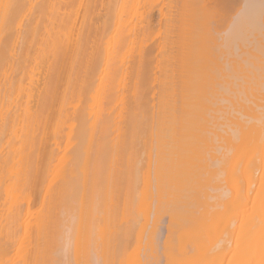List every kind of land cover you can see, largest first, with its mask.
Returning <instances> with one entry per match:
<instances>
[{"label":"bare ground","instance_id":"obj_1","mask_svg":"<svg viewBox=\"0 0 264 264\" xmlns=\"http://www.w3.org/2000/svg\"><path fill=\"white\" fill-rule=\"evenodd\" d=\"M83 1L81 2L83 3ZM134 1L133 4H135ZM141 1L138 0L139 4H142ZM197 1L201 2L199 9L201 7L204 10L203 16L208 14V18L206 17L208 20L218 19L215 18L216 15L213 11L215 12V8L220 3H218L219 0H217V5L215 2V7H212L213 5L209 7L205 0ZM79 3L80 0L77 6L68 0H0V68L4 67L3 73H0V93L2 94L0 95V264H65L66 260H71L72 257L76 264H104L107 260L110 261L109 264H117L118 255L121 254V252L120 254L117 253L118 247H123L119 243L122 223L126 225L123 224L128 231L132 229V238L133 230L134 232L137 231L138 235L136 234V236L140 237L142 234L140 230L144 232L147 229L145 224L147 225V222H149L151 226L149 225L150 227L146 232L148 234L150 231L149 236L145 234V237L147 236L149 240L150 238L152 240V236L156 234L153 232L160 226L158 221L160 215L166 213L161 211L162 208H167L170 212L169 224L166 225V230L168 229L167 237L164 241L165 245H162L164 254L161 252V255L165 257V264L166 262L167 264H176L177 262L179 264L183 259L182 262H185V264L186 262L187 264H190L189 262L193 264L194 261L195 264L196 262L198 264H210L211 261H214L212 262L214 264L217 259L212 260V258L222 259L226 256V253H229L226 258L228 264H264V45L263 50L261 49L263 55L258 53V49L264 43H259V47L257 45L258 49H255V53H253L252 48L257 42L252 41L253 38L251 39V36H255L254 40L257 37L264 39V33L262 32L264 30V0H239L235 2L236 7L238 6L237 3L239 5L241 3L240 7L236 8V12L234 11L235 14L232 17V14L230 15L228 22L219 23L217 26L215 20L207 21L205 17L200 19L196 16L198 20L195 18V25H193L195 21L192 20V30L194 29V32L189 27V33H194V40H188V37L193 38L192 35L185 38L186 36L184 37L182 34L184 41L187 39L188 42L183 43V41L177 39L181 36L175 39L178 42L167 38L166 40L169 41L164 42L161 48L162 51L165 50L163 48H166V46L169 50L170 48L173 49L174 43L178 44L175 45L176 47L179 46L177 48L179 51L183 48L180 58H177L179 52L176 49L178 55L175 58L178 61L174 71H177V73H174V71L172 73V69L171 73H167L168 66L166 64V67L164 62L161 61L160 63L166 67V70L161 65L162 68L160 69L164 70V75L160 76L163 81L160 78V84L157 88L158 98L156 104H153L154 108H150L148 111L140 109V103H143L141 101L142 96L139 97L141 93L137 89L138 86H136L131 89L135 92L133 94L132 91L131 96L132 94L135 95L136 100L132 98L133 96L131 98L136 101V111L128 114H125L126 106L124 105L128 102V97H126L128 94H125V89L128 87L129 81H127V78L129 73L125 66L124 70L122 68L123 71L120 70V66V68L118 67L119 63L122 65L121 55H119L118 64L115 65L117 66L116 69L113 66L114 70L110 66L112 67L113 61H117L118 57L116 58V56L118 54L111 55L112 61L110 60L108 63V66L110 64L108 72L112 70L113 73L108 74L107 72L106 76L102 73L98 75L97 72L101 70L98 68L94 75L91 74L93 71L90 72L93 68L99 67L98 65H101L100 68L103 67L104 57H102L103 59L100 58L101 54L104 55L101 51L103 43L99 35L100 32H97L103 25L100 24V27L95 30L97 34L94 32V36L95 34L99 35L100 41L98 42L99 39L95 36L94 38L98 40L94 41L91 47L88 48V40L91 38L87 39V37L92 34H89V36H87V33L83 35L82 28L83 24H85V28L87 27V23H85L87 21L86 16L90 12L91 7L89 6L91 4L89 1L85 6V13L81 15L83 18L80 20L81 27L79 28L78 20L80 16L77 15ZM137 4H135V7H137L136 14H138L141 7L140 5L138 8L139 5ZM94 6L92 5V7ZM181 6L183 7V5ZM213 8L214 10H212ZM199 11L201 13V10ZM210 11L214 17L210 15ZM93 13L89 14L93 15ZM167 15L168 13L166 17ZM199 16L202 17V14ZM92 17L94 18V16H91V20ZM99 17L97 14L94 20H98ZM180 17L182 18V16ZM116 19L118 21L119 17L115 18V21ZM183 19L182 21L186 22ZM88 20L87 22H91L90 19ZM121 20H123V17ZM188 20L189 26L191 21ZM202 20L207 21L204 23L205 26L202 25ZM124 21L127 23V20ZM164 21L167 22V18ZM198 21L201 22L199 23L202 27L200 32L199 29L196 30V27L200 28ZM221 21L223 20L218 22ZM210 22H213V27L212 24H209ZM76 24L79 28L78 31L75 30L77 29ZM185 24L184 26H186ZM90 25L87 28L90 29ZM118 29H120V26H118ZM182 30L181 33L185 31L184 34L187 33L188 35L187 30ZM167 32L170 33L169 30ZM197 32L198 35L196 36ZM28 34L29 36L31 34L32 37L29 39L28 36L27 40L29 39V42H25L26 46H24ZM129 34L127 32V36L126 34L123 36L124 41L127 40L131 44L133 37L129 39ZM204 34L205 38L203 37ZM123 36H119L121 37V39L119 38L120 41H122ZM116 38H114V41L118 42V37ZM141 39L143 37H140ZM164 39L162 40L164 41ZM37 40L40 46H43L40 50H43L45 46L47 55L45 51H43V54L40 51L37 55L38 53L35 52L38 50L34 51L33 49L36 54L34 64L27 65H30L32 72L30 77L32 76L36 83L37 79L35 80L33 75L37 74L36 72L42 67L45 70L41 69V71H46L45 73H48L47 77L49 75L48 78H52L50 73L54 71V67L55 76L57 73H64V75L60 74L63 77L56 76L62 89L59 85L56 88L59 86L58 90H63L58 91L60 94L55 97L56 104L59 103L57 104L58 109L53 108L54 96L57 93L54 92L53 84L50 85L51 82L49 87L45 86L47 87L45 93L41 89L43 94L38 91L39 89L37 90V83L32 87L33 82L29 83L30 85L26 82L27 87H25L26 84L24 87L20 85L23 88L15 87V90L16 82L15 85L13 82L16 81L17 75L15 73L13 75L12 71L9 72L16 67L15 64L19 60V56L24 57L22 56L24 52H26V58L30 48H34L33 43H37L35 42ZM120 41L119 44H116L120 45ZM134 41L136 42L135 39ZM261 41L264 40L261 39ZM21 42H23L22 46ZM106 43L109 42L106 41ZM113 43L111 42L109 47L113 46ZM137 43L136 45L139 44ZM252 43L254 45H251L252 53L250 54H253V56L260 55L263 58L261 59L260 56L259 59L254 57V60L259 63L254 64L255 61H252L253 65L248 62L249 58H251V61L253 57H250V54L247 57L246 53L244 54L245 58H243V52L245 51H242L241 48V46H245L243 50H246L244 48L250 47L247 45ZM27 44H33V47L27 46ZM51 44L54 48H58H52L55 51L52 50L54 53L51 55L57 57L56 61L61 60L59 64L55 63V60H53L55 64L52 61L45 60V55L46 59H49L48 53L51 48L48 46H51ZM141 44L143 45L142 41ZM115 47H112V50L113 48L116 50L117 47ZM126 48L128 49V47ZM126 48L122 47L120 52L122 50L127 53ZM17 50H21L20 53L22 54H18ZM115 50H113L114 54L118 52V50ZM108 52L105 54H108ZM164 54H167V52L164 51ZM176 54L174 53L175 56ZM122 55L124 54L122 53ZM167 58L169 57L166 56ZM167 61L169 60L167 59ZM46 62L50 64L47 65ZM51 63L54 64V67ZM173 63L171 62L172 68L175 67ZM248 65L249 68L253 66L256 70L251 69L253 75L252 73L249 74L251 72L249 69L247 70L250 72H245ZM51 67H53L52 71ZM160 73L161 71H159V75ZM55 76L53 77L55 78ZM163 77L167 79L166 82ZM169 78L170 81H168ZM55 80L51 81L54 83ZM12 83L13 87L11 86ZM8 84H10V87L9 89L7 87L8 90H6ZM46 85L48 84L46 83ZM105 89L107 90L106 96L104 95ZM136 91L139 92L138 95ZM87 92L88 96L91 94L92 98V103L89 102L92 105L90 111L88 108V110L85 109L88 107L87 105L80 107V103L88 97L85 94ZM44 94L47 101L44 105L46 110L47 107L50 110V112L48 110L47 112L49 116L52 114L51 117L47 115L46 110L44 111V105L42 106L44 114L39 109L44 101ZM151 96L153 97V95ZM39 97L42 101L40 104L37 102L40 101ZM118 99L119 101H116ZM35 100L39 104L36 105V110L32 106V102ZM112 100L117 103L120 102L122 105L117 106V103H112ZM105 101L107 103L111 102L110 109L112 107L115 110L104 109ZM113 104L115 105L112 106ZM115 111H118V113L116 114ZM45 113L49 120L47 124L46 118L45 121L43 118ZM83 114L86 117L88 116V121L85 119L87 121L85 123L82 121L84 116L80 119ZM130 114L132 116L129 117L127 126L124 122L126 115L130 116ZM59 118H63L59 124L62 125L68 122L72 136L73 134L78 136L76 154L72 150L74 137L65 138L63 134L57 133L58 131L56 135L52 132L50 137V129L53 130L52 126L55 120ZM55 123L58 125L57 120ZM56 124H54V128ZM9 126L11 128L8 129ZM46 126L48 128H45ZM63 126L59 125V128ZM42 128H44V132ZM7 129L11 130V133H9L11 140L8 139L9 137L6 138ZM46 130H49L48 133ZM143 134H147L152 138L151 140L147 138V142L146 135H144L145 141L151 147L150 150L147 143L144 147L145 151L143 152L147 151L146 156L150 152L146 160L148 161L146 166L144 165L142 170L140 165L143 156L139 158L137 151L132 152L131 158L127 157L129 159L126 160L130 164L122 165L120 160L123 158L121 153L124 150L121 147L126 143L127 138L131 137V141L129 142V139L127 143L129 142L132 148L136 141L140 142ZM112 136H114L113 140ZM153 137H156V139L153 140ZM4 138L10 141L8 143H6L7 140L4 142ZM153 144H156V148ZM103 145L105 148L110 146L112 151H106L105 155L102 153L103 156L100 158L102 148L106 150ZM146 147H149V152ZM152 147L155 148L154 153ZM137 149L139 148L137 147ZM140 149L143 150V147L141 146ZM64 150L65 153H62ZM124 159L125 157L123 161H126ZM142 161L145 162L144 159ZM124 176L127 182L126 188L125 185L120 186ZM118 185L121 188L119 191L123 187L125 188L123 191H126V193L122 191V194L120 192L122 195L120 196L123 198L121 200H119V196V198H116ZM44 193L48 196V202L43 205L40 199ZM99 194L100 198H98ZM125 195L126 200L124 199ZM44 198L46 200V197ZM107 200L109 206L103 207ZM120 201L121 204L122 202L124 204H117ZM99 202L103 203L102 206L100 205L103 207L102 210H100L101 207H98ZM132 211L135 215L133 217ZM150 213L152 214L151 220ZM30 214L34 215L33 218L29 217ZM143 216L144 219L142 220ZM32 224L35 236L33 237V243L29 239L27 240L28 235L26 239L23 238L18 247L17 238H19L20 229H28V226ZM221 225H226L223 232H221L223 235L219 233L222 237L218 236L220 239L218 241L216 237L214 239L216 242H213L211 236L214 232L217 233L218 226ZM124 229L122 228V230ZM29 231L32 232L31 229ZM175 233L178 236L176 242ZM139 237L135 238L138 239ZM143 242L139 244L142 245ZM146 242L142 245L145 249L146 246H149L148 249H151V247L153 249V246L157 244L152 246L150 241L149 243ZM118 243L120 246H118ZM139 244L137 246L139 249H134L135 251L138 250L137 253L142 250ZM128 251H125L127 256L123 254V257H126L124 260L123 257L121 259V256L119 257L121 264H123L122 260H127L125 264L127 262L130 264ZM69 252L72 253V256H69ZM151 252L152 255H157L155 254L156 251L155 253H153V250ZM148 253L150 252L148 251ZM171 253L174 258H179V260H171ZM132 254H135L134 251L130 255ZM139 256L135 258H139L141 262L142 259ZM147 256H145V259ZM155 256L154 260L156 262L159 258L156 259ZM188 259L190 261H187ZM151 261L153 262V260ZM158 263L156 262V264ZM217 263L219 262L217 261Z\"/></svg>","mask_w":264,"mask_h":264},{"label":"rangeland","instance_id":"obj_2","mask_svg":"<svg viewBox=\"0 0 264 264\" xmlns=\"http://www.w3.org/2000/svg\"><path fill=\"white\" fill-rule=\"evenodd\" d=\"M69 2H73L76 6H77V4H78V2H79V0L77 1V0H68ZM82 0H80V3H79V5H80V7H79V5H78V17H79V20H78V26H79V24H80V26H79V28L81 27V19L83 18V16H81V15H84V13H85V6H87V4L89 3V1H90V4H91V6H89V7H91L90 8V12L89 13H93L94 11V13H93V15H91V14H89L88 13V15L86 16L87 17V21H89L88 19H90L91 20V16H94V18H96V15L98 14L100 17H99V19L97 20V19H95L94 20V18L92 17V20H91V22H85V23H87L86 24V26L87 27H89V25H90V23H91V25H90V29L89 28H85V24H83V28H82V34L83 35H86V33H87V36H89V34H92L90 37H87V39H89V38H91V39H89L88 40V48L89 47H91V45L94 43V41H97L98 39V42L100 41V39L102 38V43H103V46L101 45V47H102V49H101V51H102V53H104V55L103 54H101L102 56L100 57L101 59H103L102 57H104V63H103V61H102V68H100V66L101 65H98L99 67H95V68H93V69H95L96 71H94L93 69L90 71V72H92L91 74H95L97 71H98V69H101L100 70V72H97V74L98 75H100L101 73L102 74H105V76L107 75V72H108V67L110 66V64H109V66H108V63L110 62V60H111V55L113 54V56H115V55H117L118 54V56H116V58L118 57V59H117V61L115 62V61H113L112 62V67L110 66V68L112 69V70H114V69H116V67L117 66H115V65H117L118 64V62H119V55H121L120 56V58H122L121 60H122V65H120V63L118 64V67L120 68V70H122V68H123V70L126 68L127 69V71H128V78H127V81H129V83H128V87H126V89H125V94L127 95L126 97H128V99H127V103H126V105H124V106H126L125 107V114H128V113H132V112H135L136 111V106H137V104L135 105V102L136 101H134L133 99L135 98V95H133V94H135V92L133 91V94H132V96H131V93H132V91H131V89H133V88H135L136 86H138L137 87V89L139 90V92L142 94H140V96L139 97H141L142 98V102L143 103H140L141 105H140V109L142 110V111H144V110H146V111H148L150 108L152 109V108H154V106H153V104L155 105L156 104V101H157V98H158V91H157V88H158V84H160L159 82H160V78H161V81H163L162 80V77H160V76H163L164 74H163V72H164V70H166V67H167V73H173V71L174 70H176V62L178 61V59H176L175 57H177V55L178 54H176V49L179 47V46H177L176 47V45L175 44H177V43H174L173 44V49L172 48H170V50H169V48L166 46V48H163V49H165L164 51H166L167 52V54H164V51H162V45H164V42H167V41H169V40H166L167 38L168 39H173V41H175V42H178V41H176L175 39L177 38V37H180V38H177L178 40H180V41H183V43H185V42H188V40L190 39V40H194L195 38H194V33H189L190 32V30H189V27H191V30H192V27H193V25H195V23H196V21H195V18H196V16H198L200 19H204V17L206 18L207 17V15L208 14H205L204 16H203V14H204V10L203 9H201V7H200V9H199V6H201V2H199V1H197V0H168V2H170V4H168V2H167V0H140L141 1V3L143 4H139V2H138V0H96V1H94V0H86L87 1V3H86V1L84 0L83 1V3L81 2ZM133 1H134V3L135 4H137V5H139L138 6V8L140 7V5H141V7H140V9L138 10V14H136V12H137V7H135L136 5L135 4H133ZM137 1V2H136ZM195 1V2H194ZM214 1V2H213ZM231 1V2H230ZM237 1H239V0H219L218 1V5H217V0L215 1V0H210L209 2H208V0H205V3L206 4H209L208 6L209 7H211L212 5V7H215L216 5H217V7L215 8V12L213 11V13H214V15H216L215 16V18L217 17L218 19H213V20H215L214 22L216 23V26H217V24H223V23H226V22H228V20H230V15H231V17L235 14V10H237L236 8H238V7H240V5H241V3H243V2H241L240 3V5H239V3H237L238 4V6L236 7V3L235 2H237ZM242 1V0H241ZM97 2V3H96ZM131 2H132V8H131ZM172 2H173V4H172ZM215 2H216V5H215ZM112 3V4H111ZM157 3V4H156ZM200 3V4H199ZM86 4V5H85ZM89 4V5H90ZM154 4V5H153ZM191 4V5H190ZM196 4V5H195ZM199 4V5H198ZM92 5L94 6V7H92ZM98 5V6H97ZM151 5V6H150ZM153 5V6H152ZM181 5H183V7L181 6ZM215 5V6H214ZM228 5V6H227ZM150 6V7H149ZM167 6H168V8H167ZM169 6H170V8H169ZM172 6V7H171ZM226 6V7H225ZM84 7V8H83ZM104 7V8H103ZM111 7V8H110ZM114 7V8H113ZM118 7V8H117ZM135 7V8H134ZM162 7V8H161ZM232 7V8H231ZM235 7V8H234ZM79 8H80V10H79ZM116 8V9H115ZM125 8V9H124ZM145 8V9H144ZM175 8V9H174ZM83 11H82V10ZM133 9V10H132ZM136 9V10H135ZM142 9V10H141ZM152 9V10H151ZM162 9V10H161ZM168 9H169V12H168ZM171 9V10H170ZM183 9V10H182ZM184 9H185V12H187V13H185L184 12ZM195 9V10H194ZM210 9V8H209ZM94 10V11H93ZM150 10V11H149ZM199 10H201V13H200V11ZM212 10H214V8L212 9ZM229 10V11H228ZM93 11V12H92ZM126 11V12H125ZM167 11V12H166ZM183 13H182V12ZM219 11V12H218ZM231 11V12H230ZM235 11V12H234ZM83 12V13H82ZM163 12V13H162ZM165 12H166V14L168 13V15H167V17H166V14H165ZM203 12V13H202ZM211 12V11H210ZM210 12H208L209 14H210ZM117 13H119V14H117ZM124 13V14H123ZM135 13V14H134ZM179 13V14H178ZM197 13H198V15H197ZM205 13H207L206 11H205ZM213 13L211 12V14L210 15H213ZM217 13V14H216ZM125 14H126V16H125ZM141 14V15H140ZM143 14V15H142ZM150 14H151V16H150ZM195 14V15H194ZM200 14H202V17H200L199 15ZM90 15V16H89ZM117 15H119L118 17H119V19H118V21H120L121 19H122V17H123V20H127V23L124 21L123 22V20H121L119 23H116V22H118L117 21V19H116V21H115V18H118V17H116ZM122 17H121V16ZM138 15V16H137ZM145 15V16H144ZM161 15V16H160ZM185 15H186V17H185ZM209 15V17H211ZM214 15H213V17H214ZM143 18H142V17ZM149 16V17H148ZM180 16H182V18L180 17ZM193 16V17H192ZM228 16V17H227ZM77 17V18H78ZM109 17V18H108ZM183 17H185V19H183ZM225 17H227L226 19H223V18H225ZM166 18H167V20L169 21H167V22H165L164 20H166ZM179 18V19H178ZM192 18V19H191ZM208 18V17H207ZM206 18V19H207ZM220 18V19H219ZM149 19V20H148ZM182 19L183 20H186V22L185 21H182ZM188 19H190V25L188 26V22H189V20ZM197 19V18H196ZM45 20V19H44ZM94 20V21H93ZM161 20V21H160ZM181 20V21H180ZM192 20H193V22H194V24L192 25ZM198 20V19H197ZM209 20H211V19H209ZM208 19H207V21H209ZM213 20H211V21H213ZM220 20H223V21H221V22H218V21H220ZM203 21V23H202V25L204 24V23H206L207 21H204V20H202ZM200 21H198V25H200V23H199ZM77 23V22H76ZM104 23V24H103ZM109 23V24H108ZM125 25H124V24ZM129 23V24H128ZM144 23V24H143ZM186 23V24H185ZM213 23V22H212ZM211 22L209 23V24H212ZM215 23H214V25H215ZM93 24V25H92ZM101 24V26L103 25V27L99 30V31H97L98 33H99V35H100V37L98 38V36L99 35H96L97 34V32L95 31V30H97V28L98 27H100L99 25ZM106 24V25H105ZM121 24H122V26H121ZM127 24H128V26H127ZM165 24H167V25H165ZM184 24L187 26H184ZM131 25V26H130ZM143 25V26H142ZM192 25V26H191ZM206 25H208V24H206ZM78 26H77V24H76V27H77V29H75V30H79V28H78ZM91 26H92V28H91ZM118 26H120V29H118ZM135 26V27H134ZM137 26V27H136ZM158 26V27H157ZM165 26V27H164ZM204 26H205V24H204ZM212 27H213V24L211 25ZM127 27V28H126ZM128 27H129V30H128ZM132 27V28H131ZM171 27V28H170ZM173 27V28H172ZM207 27V26H206ZM85 28V29H84ZM127 30H126V29ZM135 28V30H133ZM195 28V27H194ZM201 28V29H200ZM200 28L198 27H196V30L197 29H199V32H200V30L202 31V27H201V25H200ZM23 29H24V27H23ZM89 31H88V30ZM104 29V30H103ZM109 29V30H108ZM124 31H123V30ZM167 29V30H166ZM182 29H184V30H187V32H188V35H187V33H185L184 34V32L183 33H181L183 30ZM93 31L92 33L90 32V31ZM120 30H121V32H123L122 33V35H120L121 34V32H120ZM125 30H126V33H125ZM131 30V31H130ZM140 30V31H139ZM145 30V31H144ZM152 30H153V33H154V35H153V33H152ZM155 30V31H154ZM170 31V33H168L167 31ZM182 30V31H181ZM194 30V29H193ZM192 30V32H194ZM204 30H205V27H204ZM203 30V31H204ZM76 31V32H77ZM102 31V32H101ZM109 31H110V33H109ZM130 31V32H129ZM137 31V32H136ZM140 33H139V32ZM148 31V32H147ZM172 31V32H171ZM94 32H96V34H95V36L98 38V39H95L94 37ZM127 32L128 33H130L129 35V39H131L132 37V40H133V42L130 44L129 43V41H124V36L123 35H125L126 34V36H127ZM133 32H135V34H133ZM155 32H156V35H155ZM258 32V31H257ZM263 33H264V30L262 31ZM262 32H261V34H262ZM137 33H139V34H137ZM152 33V34H151ZM204 33V32H203ZM259 33V32H258ZM117 34H118V36H117ZM143 34V35H142ZM168 34H169V37H168ZM184 35V37L185 38H187L188 36H190V35H192V39H191V37H188V40L186 39V41H184L185 39H184V37L182 36V35ZM255 34H256V32H255ZM261 34H260V36H261ZM102 35V36H101ZM150 35V36H149ZM196 36L198 35V32H197V34H195ZM257 35V34H256ZM28 36H29V34L27 35V37L25 38L26 40H27V38H28ZM119 36H123L122 37V41H120V39H121V37H119ZM135 36V37H134ZM166 36V37H165ZM205 36V34L203 35V37ZM257 36H259V34L257 35ZM256 36V37H257ZM31 34H30V36H29V39H31ZM112 37H113V39H112ZM116 37H118V42L117 41H114L115 39L114 38H116ZM139 37V38H138ZM140 37L142 38L143 37V39H141L140 40ZM182 37H183V39H182ZM255 37V36H254ZM254 37H252L251 36V39H252V41H256L257 43L254 45L253 43L252 44H248L247 46H250V47H248V48H244V49H246V50H243V47H245V46H241V48H242V51H245V52H243V58H245L244 57V54H246L247 55V57L249 56V54L250 53H252V50H253V53H255V49L257 50L258 49V47H259V45L261 44V43H264V41H261L260 42V40L262 39V40H264L263 38H261L260 37V39L257 37L256 39H258V40H254ZM105 38V39H104ZM110 38V39H109ZM120 38V39H119ZM163 38H165L164 39V41L162 40ZM205 38V37H204ZM29 39L26 41H24V40H21V41H24V46H26V43H28L29 42ZM117 39V38H116ZM134 39L136 40V42L134 41ZM139 39V40H138ZM182 39V40H181ZM250 39V40H251ZM109 40V41H108ZM137 40H138V43H137ZM106 41L107 42H109V43H106ZM119 41H120V45H118L119 44ZM143 42V45L141 44L140 45V42ZM179 41V42H180ZM26 42V43H25ZM35 42H37V43H33L34 44V48H30V50H29V53H27V55H26V58H25V54H26V52H24V54H22V53H20L21 52V50H17V53L18 54H22V56H24V57H21V56H19V60L16 62V67L13 69V70H7V71H9L10 73H11V71H12V73H13V75H14V73H15V75H17L16 76V81H14L13 83H14V85H15V82H16V85L14 86V88L16 87H24V85L26 84V82L29 84H31L32 82V87L34 86V85H36V83H37V85L36 86H38V87H40V88H38L37 87V90L38 91H42L43 90V92L45 93L46 92V90H45V88L47 89V87H45V86H50V85H52L53 87H54V92L55 93H57L56 94V96H54V101H55V97H57L60 93L59 92H61V91H63V90H61V91H59L58 90V88H59V86H61L60 85V82L58 81L57 82V79H56V76H60V74L61 75H64V73H57L56 74V76L54 75L55 74V67H54V64L55 63H61L60 61L58 62V60L56 61V58L57 57H55V56H52L51 54L52 53H54L53 51H55V50H53L52 48H54L53 46H52V44H51V46H48V47H50L51 48V50L49 51V50H47V51H49V56H48V58L49 59H46L47 57H46V55H47V52H46V48H45V46H44V49L43 50H40V48L42 47L43 48V46H40V44H39V42H38V40L37 41H35ZM98 42H96V44H98ZM113 43V46L111 45L110 47H109V44L110 43ZM127 43V44H125V43ZM190 42V41H189ZM116 43H118V44H116ZM122 43H123V46H122ZM136 43L138 44V45H136ZM183 43H182V46H183ZM260 43V44H259ZM22 44H23V42H21V46H22ZM33 44H27V46H32L33 47ZM37 44V45H36ZM134 44V45H133ZM153 44V45H152ZM157 46H156V45ZM20 45V44H19ZM104 45H107V46H105L104 47ZM115 45H116V47H115ZM118 45V46H117ZM124 45H125V47H124ZM131 45V47L133 48H131V47H129ZM137 47H136V46ZM152 45V46H151ZM160 45H161V47H160ZM175 45V46H174ZM178 45V44H177ZM251 45L253 46V48H252V50H251ZM257 45H258V47H257ZM263 45L264 44H261V46H260V49H258V53L260 54V53H262V51H261V49L263 50ZM35 46H36V48H35ZM37 46H40V47H37ZM139 46H140V48H139ZM149 46V47H148ZM246 46V47H247ZM47 47V46H46ZM103 47H104V49H103ZM112 47H115L116 48V50H118V52L117 53H115L114 54V52H113V50H115L114 48H113V50H112ZM122 47L123 48H126V47H128V49H127V53H125V51H122L121 50V52L124 54V55H122V53L120 52V49H122ZM142 47H143V49H142ZM154 47H156V48H154ZM171 47H172V45H171ZM184 47V46H183ZM262 47V48H261ZM38 48V49H37ZM41 48V49H42ZM107 49V51H106V49ZM119 48V49H118ZM130 48V49H129ZM32 49V50H31ZM33 49H34V51L36 50H38L37 52H35L37 55H39V53H40V51H41V54H43V51H45V60H48V62H53L54 63V61L53 60H55V63L54 64H52L53 65V67H54V71H52L53 70V67H51L52 69H51V71H52V73H50V77H52V78H48L49 77V75H48V77H47V74L48 73H45V72H43V71H41V69L42 70H45V69H43V67L42 68H40V70L38 71V72H36L37 74H35V75H33V78L35 77V80L37 79V81H36V83H35V81L32 79V76L30 77V73H32L31 72V70H30V65H32V64H34V58L36 57V54L33 52ZM48 49V48H47ZM54 49H58L57 47L56 48H54ZM110 49V50H109ZM142 49V50H141ZM153 49V50H152ZM168 49V50H167ZM249 49V50H248ZM53 50V51H52ZM105 50V52H103ZM111 50H112V53H111ZM115 50V51H116ZM125 50V49H124ZM140 50V51H139ZM149 50V51H148ZM178 50V52H179V57H177V58H180L181 56V51L183 50V48L181 49V51H179V49H177ZM251 50V52H249ZM52 51V52H51ZM109 51V52H108ZM128 51H130L129 53H128ZM138 51V52H137ZM170 51V52H169ZM264 51V50H263ZM31 52H33L32 54H31ZM51 52V53H50ZM108 52V54H105V53H107ZM132 52H134V53H132ZM140 52V53H139ZM151 52V53H150ZM171 52H173V53H171ZM120 53V54H119ZM168 53H170L169 55H168ZM174 53L176 54V56L174 55ZM140 54V55H139ZM149 54V55H148ZM162 54V55H161ZM33 56L32 58H31V56ZM132 55V56H131ZM136 55V56H135ZM152 57H151V56ZM165 55V56H164ZM255 55V54H254ZM262 55H263V53H262ZM131 56V57H130ZM137 56H139V57H137ZM147 56V57H146ZM160 56V57H159ZM166 56L167 57H169V58H167L169 61H167V59H166ZM259 56L260 55H258V56H253V54L251 55L250 54V57H253L252 58V60L250 61V59L251 58H249V60H248V62L250 63V64H252L253 65V63L254 64H258L259 62L257 61V60H254L255 58L254 57H257L258 59H259ZM20 57H21V60L23 61H21L20 60ZM28 57H29V59H30V61H29V59H28ZM133 57V58H132ZM162 57H164L165 58V60H164V58H162ZM241 57H242V55H241ZM262 56H260V58H261ZM264 57V56H263ZM55 58V59H54ZM59 58V57H58ZM61 59H62V57H60ZM95 58V57H94ZM113 58V57H112ZM124 58V59H123ZM150 58V59H149ZM173 58H175V59H173ZM101 59H100V62H101ZM114 59H115V57H114ZM113 59V60H114ZM152 59V60H151ZM161 59H163V60H161ZM170 59H171V61H170ZM261 59H263V58H261ZM32 60V61H31ZM44 60V61H45ZM92 60V59H91ZM116 60V59H115ZM147 60V61H146ZM149 60H151V61H149ZM24 61L26 62L25 64H24ZM63 61V60H62ZM112 61V60H111ZM164 62V65L166 66V64H167V66L166 67H164V65L162 64V63H160V62ZM252 61H255V62H253L252 63ZM257 61V62H256ZM48 62H46V64L47 65H49L50 63H48ZM133 62V63H132ZM149 62V63H148ZM165 62H168V63H165ZM171 62H174L173 63V65H175V67L173 66V68L171 67L172 66V64H171ZM20 63V64H19ZM113 63H116V64H114L113 65ZM242 63V62H241ZM245 63V62H244ZM22 64V65H21ZM28 64H30L29 66H27ZM58 64H57V66H58ZM124 64V65H123ZM147 64V65H146ZM151 64V65H150ZM17 65H19V66H17ZM26 65V66H25ZM126 65H128V66H126ZM161 65H163V67L165 68L164 70L162 69H160V68H162V66ZM56 66V67H57ZM113 66H114V69H113ZM124 66H125V68H124ZM138 66V67H137ZM142 66V67H141ZM153 66H154V69H153ZM23 67V68H22ZM26 67V68H25ZM48 67V66H47ZM47 67H46V69H47ZM145 67V68H144ZM150 67V68H149ZM19 68V69H18ZM21 68V69H20ZM98 68V69H97ZM149 68V69H148ZM168 68H170V69H168ZM1 69V71H0V73H3V71H4V67H1L0 68ZM27 69V70H26ZM103 69H104V71H103ZM111 69H109V70H111ZM141 69V70H140ZM147 69V70H146ZM171 69H172V71H171ZM247 69H249L250 71H251V69L253 70V71H256L255 69H254V67L253 66H251L250 68H249V65H248V68H246V71L245 72H248L249 70H247ZM3 70V71H2ZM24 72H23V71ZM29 70V71H28ZM109 71L108 72V74L109 73H113L114 71ZM122 70V71H123ZM132 70V71H131ZM7 71H6V73H7ZM27 71V72H26ZM40 71H41V75H40ZM103 71V72H102ZM145 71V72H144ZM153 71V72H152ZM159 71H161V73H160V75H159ZM171 71V72H170ZM249 71V72H250ZM144 72V73H143ZM177 73V71H174V73ZM18 73V74H17ZM45 73V74H44ZM252 73V71L249 73V74H251ZM96 74V76L97 77H99L98 75ZM131 74V75H130ZM148 74V75H147ZM157 74V75H156ZM162 74V75H161ZM248 74V75H249ZM29 76V78H28V76ZM110 75H112V74H110ZM110 75H108V76H110ZM252 75H253V73H252ZM53 76H55V78L53 77ZM159 76V77H158ZM38 77H39V79H38ZM60 77H63V76H60ZM132 77V78H131ZM48 78V79H47ZM108 78H110V77H108ZM106 79L107 81L109 80V79ZM155 78V79H154ZM165 77H163V79H164ZM25 79H26V81H25ZM28 79H30V80H28ZM43 79V80H42ZM55 80V82H56V84H55V82L53 83V81H51V80ZM18 80V81H17ZM46 80V81H45ZM48 80H50V81H48ZM24 81V82H23ZM48 81V82H47ZM153 81V82H152ZM164 81L166 82L167 81V79L165 78L164 79ZM168 81H170V78H169V80ZM236 81V80H235ZM22 82V83H21ZM48 84V85H46V83ZM51 82V84L49 85V83ZM13 83L11 84V86L13 87ZM35 83V84H34ZM59 83V84H58ZM140 83H141V85L143 86H141L140 85ZM28 84H26L25 85V87H27V85ZM29 84V85H30ZM162 84V83H161ZM19 85V86H18ZM20 85H22V86H20ZM57 85H59L57 88H56V86ZM132 86H134V87H132ZM7 87H8V89H9V87H10V84H8V85H6V90H8L7 89ZM22 87V88H23ZM42 87V88H41ZM145 87V88H144ZM148 87V88H147ZM13 88V89H14ZM16 88H15V90H16ZM235 88V87H234ZM12 89V88H11ZM42 89V90H41ZM57 89V90H56ZM61 89H62V86H61ZM106 90V89H105ZM104 90V95L106 96V94H107V90L105 91ZM37 91V92H38ZM48 91V90H47ZM59 91V92H58ZM131 91V92H130ZM43 92H41L42 94H43ZM128 92V93H127ZM138 91H136V93H137V95H138V93H139ZM149 93V94H148ZM3 94H4V91H3ZM87 96H88V92L87 93H85ZM103 94V93H102ZM0 95H2L1 93H0ZM151 95H153V97L151 96ZM157 95V96H156ZM43 96V95H42ZM103 96V95H102ZM151 96V97H150ZM133 99H132V98ZM40 98V101H37V102H39V104L42 102L41 101V97H39ZM44 98V99H43ZM42 99L44 100L42 103H41V105H40V110H41V113L43 112V105L45 104L46 105V103H47V101H46V98H45V94H44V97H43ZM144 98V99H143ZM103 99H104V97H103ZM115 99V98H114ZM117 99V98H116ZM131 99H132V101H131ZM17 100V99H16ZM48 100V99H47ZM105 100V99H104ZM103 100V101H104ZM107 100V99H106ZM135 100H136V98H135ZM139 100V99H138ZM102 101V100H101ZM113 102L112 103H117V102H114V100H112ZM116 101H119V99L118 100H116ZM140 101V102H141ZM37 102H36V100L35 101H33L32 102V106L35 108V110H36V105L38 106L39 104H37ZM89 102H91L92 103V98H91V94H89V96L87 97V99L85 100V101H82L81 103H80V107H83V105H87L88 107H86L85 109L86 110H88L89 109V111H90V109H91V107H92V105H91V103H89ZM131 102V103H130ZM111 102H106L105 101V104H104V106H103V108L104 109H110V106L109 105H111L112 104ZM57 104H59V103H57ZM56 104V101L53 103V108L54 107H56V109H58V105ZM91 105L90 107H89V105ZM121 103L120 102H118L117 103V106L118 105H120ZM44 105V106H45ZM56 105V106H55ZM60 105H61V103H60ZM115 104H113L112 106H114ZM122 105V104H121ZM71 106H73V104H71ZM148 106V107H147ZM153 106V107H152ZM109 107V108H108ZM130 107V109H128ZM133 107V108H132ZM143 109H142V108ZM88 108V109H87ZM55 109V108H54ZM54 109H52V111H54ZM111 109H112V107H111ZM110 109V110H111ZM119 109V108H118ZM133 109H134V111H133ZM137 109H138V107H137ZM38 110V109H37ZM46 110V106L44 107V111ZM47 110H48V107H47ZM47 110H46V113H47V115L49 116V113L47 112ZM113 110H115L114 108L112 109V111ZM129 110V111H128ZM130 110H131V112H130ZM49 112H50V110H48ZM88 112V111H87ZM46 113H45V117L43 116V118H44V121H45V118H46V124L48 123V116H46ZM115 113L117 114L118 113V111L116 112L115 111ZM42 114H44V112L42 113ZM51 114V113H50ZM115 114V115H116ZM52 115V114H51ZM51 115L49 116V117H51ZM81 116V115H80ZM79 116V117H80ZM83 116H84V114L80 117V119H82L83 118ZM131 114H130V116H128V115H126V120H125V122H124V124L125 125H127L128 126V124L129 123H127V121H128V119H129V117L131 118ZM115 117V116H114ZM42 118V117H41ZM88 121V116L86 117V115L84 116V119H82V121L85 123V122H87L86 120ZM1 120V119H0ZM56 120H57V123H58V125L55 123L56 122ZM55 120V122H54V124H56V126H55V128H56V130H54L55 128L53 127L54 126V124H53V126H52V129L53 130H51L50 128V131H51V133H50V137H51V134H52V132L54 133V135H56L57 133H61L60 135H64V137L66 138H72V137H74L73 138V152L76 154L77 153V142H78V136H74V134H73V136H72V132H70L71 131V127L70 126H68L69 125V123L67 122V123H63L62 125L61 124H59L60 123V120H63V118H59V119H56ZM78 120H79V118H78ZM85 120V121H84ZM42 121H43V119H42ZM79 121H81V120H79ZM64 122V121H63ZM83 122H80L81 124H84ZM45 123V122H44ZM1 124V123H0ZM41 124H42V122H41ZM45 124V125H46ZM123 124V125H124ZM42 125H44V124H42ZM59 125L60 126H63V127H60L59 128ZM48 126V125H47ZM45 127V128H48V127ZM41 127V126H40ZM42 127H44V126H42ZM9 128H11L10 126L8 127V129ZM7 129V136H6V138H8V139H12V138H10L11 136H9V133H11V130H8ZM57 129H59V130H57ZM41 130V129H40ZM42 130H43V132H44V128H42ZM66 130H67V132H66ZM47 131V130H46ZM49 131V130H48ZM48 131H47V133H48ZM58 131V132H57ZM61 131V132H60ZM42 132V133H43ZM57 132V133H56ZM115 132V131H114ZM114 132H113V135H114ZM66 133V134H65ZM76 135H77V133H75ZM48 135V134H47ZM144 135H146L145 136V138H146V141L148 142V139L147 138H150L149 140H151L152 138L149 136V135H147V134H143L142 135V138H141V136L139 135V137L141 138V140H140V142L139 141H136V143H134V145L132 146V148L130 147V141H131V137L129 136V135H127V136H129L128 138H127V136H126V138H127V140H126V143H127V141L129 140V142L126 144V143H124V145L121 147L123 150V152L121 153V154H123V158L125 157V159L124 160H126L127 159V157L129 156V158H131L132 157V152H136L137 151V154H138V157L140 158H142V156H143V158L142 159H144V161L145 162H143L142 161V159H141V168H142V170H143V167H144V165L146 166V163L148 162V161H146L147 160V158H148V154H150V152H149V147H150V145H149V143H147L146 141H145V138H144ZM49 136V135H48ZM54 137V136H53ZM76 138H77V141H76ZM154 138L156 139V137H153V140H154ZM8 139H6L7 140V142H6V140H5V138H4V142H6V143H8V141H10V140H8ZM114 139V136H112V140ZM133 139V138H132ZM143 139H144V143L142 144V141H143ZM135 140H137L136 138H135ZM148 145H147V144ZM150 143H151V141H150ZM152 144V143H151ZM149 146L148 148L146 147V150H148V154H147V156H146V153H147V151L146 152H143V151H145L144 150V147L145 146ZM156 145V144H155ZM154 144H153V146H155ZM136 146V147H135ZM143 147V150H141L140 149V147ZM103 147L105 148V146L103 145ZM137 147L139 148V149H137ZM152 148H154V147H152ZM155 148H156V146H155ZM155 148L152 150V152L154 153L155 152ZM106 150H103V148H102V150H101V153H100V158L103 156V155H105L106 154V151L108 152V150H110V151H112L111 150V148H110V146H109V148L106 146V148H105ZM75 150V151H74ZM150 150H151V147H150ZM140 151V152H139ZM141 152H143L142 154H141ZM62 153H65V150L62 152ZM102 153H103V155H102ZM145 153V154H144ZM153 153H152V155H153ZM144 154V155H143ZM140 155V156H139ZM122 158V156L120 157V159ZM123 158L120 160V162L122 163V165H127V164H130L127 160L129 159H127L126 161H123ZM146 158V159H145ZM128 162V163H127ZM142 176V175H141ZM141 176H140V178H141ZM120 183V182H119ZM120 185V184H119ZM119 185H118V191H117V196H116V198L118 197L119 198V200H121V194H122V191H123V189H125L126 187H127V182H126V180H125V176L123 177V179H122V182H121V187H122V185L124 186L125 185V188L123 187L122 188V190L121 191H119V189H121L120 187H119ZM141 186H142V184H141ZM140 187V186H139ZM117 188V187H116ZM116 188H114V189H116ZM98 192V191H97ZM120 192H121V194H120ZM123 192H125L126 193V191H123ZM47 194L46 193H44L43 194V196H42V198L40 199V202L44 205V204H46L47 202H48V196H46ZM121 195V196H120ZM99 197L98 198H100V194L98 195ZM103 196V195H102ZM44 197H46V200H45V198ZM123 197H124V193H123ZM44 198V199H43ZM123 199V198H122ZM125 200H126V195H125V198H124ZM99 200V199H98ZM124 200V201H125ZM60 201V199L58 200V202ZM63 201V200H62ZM100 204L98 205V207L100 208L101 206H102V202H99ZM109 202H108V200H107V203H105V204H103V207H105V206H109V204H108ZM41 204V205H42ZM60 204H61V202H60ZM117 204H120V205H122V204H124L123 202H122V204H121V201H120V203H118L117 202ZM101 205V206H100ZM119 206V205H118ZM103 207H101L100 208V210H102L103 209ZM119 208L121 209V207L119 206ZM161 211H163V212H166L164 215L163 214H161L160 215V219H159V217H158V221H159V223H160V226L157 228V229H155V232H153V233H156L155 235H153L152 236V240H151V238H150V240H149V238L147 237V236H149L148 234H149V232H148V234L146 233L147 232V230H148V227H150L151 226V224H149V222H147V225L145 224V226H147V229H145L144 230V232H143V230H140L141 231V236L139 237V236H136V234L138 235V233H136V232H134V230H133V237L131 238V236H132V232H131V230L132 229H130V231H128V229H126L125 227H124V223H122V225H121V227L124 229V230H122V228H121V232H120V235H122V236H120L119 235V239H120V242H119V239H118V242L121 244V246H123L122 248L121 247H118V251H117V253L119 252V254H120V252H121V254L120 255H118L119 257H120V259L123 257V254L124 255H126L127 253V251H128V249H129V251H128V260H129V262H130V264H149V263H151V264H156V262L158 263H160V264H165V257H164V255H161V252H162V254H164V251H162V249L164 250V247H162V245L164 246L165 244H164V241L166 240V235H167V231H168V229L166 230V228H167V224H169V209H167V208H162V210ZM168 211V212H167ZM134 211H132V217L133 216H135L134 215V213H133ZM73 213H74V211H73ZM162 213V212H161ZM76 214V213H75ZM149 214V213H148ZM147 215V214H146ZM32 216V214H30L29 215V217L30 218H33V216ZM137 216V215H136ZM151 216H152V214L150 213V215H149V217H150V220H151ZM139 217V216H138ZM138 217H136V218H138ZM135 218V220H137ZM148 218V217H147ZM144 219V216L142 217V220ZM126 220H127V218H126ZM134 220V221H135ZM161 220V221H160ZM224 220V219H223ZM128 221V220H127ZM226 221V220H225ZM223 222V221H222ZM136 223V222H135ZM159 223H158V225H159ZM124 224V225H123ZM224 224H226V222H224ZM150 225V226H149ZM220 225V224H219ZM32 226V227H31ZM126 226V225H125ZM137 227V226H136ZM225 227H226V225H221L220 227L218 226V231H216L217 233H215L214 232V234H212V236H211V240H213V242H216V240L218 241V240H220L219 238H218V236L221 238L222 237V233L221 232H223V229H225ZM144 228V227H143ZM31 229V233H30V230ZM139 229V228H138ZM137 230V229H136ZM149 230H150V228H149ZM222 230V231H221ZM26 231V232H25ZM22 232V233H21ZM29 232V233H28ZM123 232V233H122ZM129 232H130V234H129ZM152 232V231H151ZM26 233V235H24ZM144 233V234H143ZM166 233V234H165ZM219 233L220 234H222V235H219ZM22 234V235H21ZM124 234V235H123ZM145 234H147V236L145 237ZM24 235V236H23ZM29 235V236H28ZM32 236V238H31V236ZM144 235V236H143ZM174 235H176L175 236V242H176V239L178 238V236H177V233H175ZM21 236H23V237H21ZM28 236V237H27ZM125 238H124V237ZM128 236V237H127ZM143 236V238L144 239H146L147 240V242H146V240H144L143 238H141ZM19 238H17L18 239V243H17V246L19 247L20 246V244H21V241L23 240V238H25L26 239V237H27V240L29 239L32 243H33V237H35L34 236V227H33V224L32 225H30V226H28V229H24V230H22V229H20V235L18 236ZM135 237H139L138 239L137 238H135ZM150 237H151V233H150ZM216 237L218 238V239H216ZM154 238V239H153ZM132 239V240H131ZM137 239V240H136ZM142 239H143V241L144 242H146V243H149V241H150V244L152 243V246H153V244H156L155 246H153V249H152V247H151V249L149 248L148 249V247L149 246H146L147 248L145 249V247H143L142 245L144 244V242L142 241ZM214 239H216V240H214ZM129 240V241H128ZM125 241H126V244H125ZM136 241H138V243H136ZM153 241V242H152ZM133 242V243H132ZM140 242H143L142 243V245H140L139 243ZM119 243H118V246H120L119 245ZM124 243V244H123ZM163 243V244H162ZM138 244H139V246H141L140 248L142 249V250H140L138 253H137V251H135L136 249H139V247H137L138 246ZM128 245V246H127ZM177 245H178V240H177ZM176 245V246H177ZM127 246V247H126ZM135 246V247H134ZM159 246V247H158ZM175 246V247H176ZM17 247V248H18ZM131 247V248H130ZM134 247V248H133ZM136 248V249H135ZM19 249V248H18ZM120 249V250H119ZM131 249V250H130ZM135 249V250H134ZM177 249V248H176ZM153 250V253H155V251H156V253L155 254H157L156 256L153 254H151L152 251ZM158 250V251H157ZM126 251V252H125ZM130 251H134V255L132 254V255H130L131 253H130ZM148 251L150 252V253H148ZM143 252H145V253H143ZM158 252V253H157ZM173 252V251H172ZM130 253V254H129ZM61 254H62V252H61ZM69 254V256L72 254V253H68ZM147 254H148V256H147ZM152 256H151V255ZM172 254V253H171ZM140 255V256H139ZM72 256V255H71ZM127 256V255H126ZM137 256H139L142 260H141V262H140V259L139 258H135V257H137ZM145 256H147L146 257V259H145ZM154 256H155V258L156 259H158L159 258V260H160V256H161V260L159 261H157L156 260V262H155V260H154ZM159 256V257H158ZM166 256H167V254H166ZM229 256V253H226V256L224 257V258H222V259H219L218 260V258H212V260H216L215 261V263L214 264H223V261L225 262L224 264H226L227 262L226 261H228V259H226L227 257ZM119 257H118V263L117 264H119V262H120V264H121V260L119 261ZM171 257H172V259L171 260H179V258H174V256H173V254L171 255ZM180 257V256H179ZM71 258V257H70ZM73 258V257H72ZM72 258H71V260L70 259H67L66 260V263L65 264H67L68 262H69V264H76L75 262H74V260H72ZM126 257H123V260L125 259ZM130 258V259H129ZM181 258V257H180ZM183 259V258H182ZM181 259V260H182ZM122 260V262H123V264H125V262L127 261H123ZM140 262H138V261ZM145 260V261H144ZM151 260H153V262L151 261ZM184 260V259H183ZM182 260V261H183ZM179 262V264H185V262ZM187 261H190V259H188ZM192 261V260H191ZM194 261V260H193ZM211 261V260H210ZM217 261L219 262V263H217ZM109 260H107L104 264H109ZM195 262V261H194ZM193 262V264H195ZM212 262H214V261H211V263L210 264H212ZM158 263V264H159ZM178 263V262H177ZM176 263V264H177ZM190 264L192 263V262H189ZM116 264V263H115ZM127 264H129L128 262H127ZM166 264H167V262H166ZM186 264H187V262H186ZM196 264H198L197 262H196ZM228 264V263H227Z\"/></svg>","mask_w":264,"mask_h":264}]
</instances>
